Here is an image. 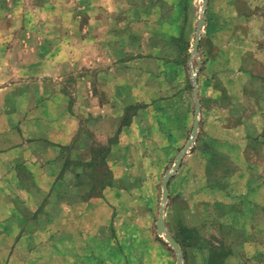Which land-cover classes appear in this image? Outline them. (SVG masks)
I'll return each instance as SVG.
<instances>
[{
  "label": "crops",
  "instance_id": "0c3cea01",
  "mask_svg": "<svg viewBox=\"0 0 264 264\" xmlns=\"http://www.w3.org/2000/svg\"><path fill=\"white\" fill-rule=\"evenodd\" d=\"M17 2L0 0V22L4 25L0 36L13 35L16 19L22 25L17 35H30L32 29L28 26L34 19L42 21L36 33L45 35V22L40 15L33 18L14 14ZM187 2L61 0L60 8L66 10L52 24V35L58 42L52 50L46 48L51 50V58L22 64L32 72L43 66L56 69L50 80L58 84H65L73 70L77 69L78 74L84 69V73L71 77L74 88L69 89L68 100L60 91L54 93V98L46 94L39 104L27 109L21 121L8 106L6 121L0 126V157L5 165L0 176L7 173L16 179L22 188L20 196H42L40 206L43 202L52 203V218L61 227H77L78 219L87 224V217L97 206L109 207L113 198L118 202L128 188L121 183L122 174H116L113 181L100 183L96 198L90 197L87 190L92 185L86 179L91 177L83 176L86 174L82 166L97 172L100 181L105 180L107 170L127 168L132 156L148 153L137 149L156 146L147 135L151 127L167 130L161 119L167 111L157 107L158 102L162 104V100L174 95L162 93L166 88L162 77L170 82L168 77L173 76L174 70L183 69L186 64L192 70L195 102L197 87L199 90L200 124L194 148L186 153L170 180L166 225L182 247L184 264H264V14L250 17L246 24L258 26L261 34L249 32L250 36H244L238 34L237 23L235 27L221 25L212 13L205 20L202 31L207 29L201 34L197 52L196 41L191 51L188 40L184 48L188 60L183 64L176 61L173 50L177 48L172 42L157 45L154 41L151 45L150 37L157 14L160 19L172 17V7ZM166 4H174L168 13L164 10ZM145 29L148 38L142 45L139 37ZM16 45L4 40L0 51L11 53ZM196 55L198 64L194 70ZM241 77L247 82H242ZM143 82L147 83L145 93L140 89ZM238 90L242 100L248 102L246 112L237 109ZM14 96V91L7 94L9 103ZM146 115L153 116L154 122ZM249 117H260L263 122ZM231 118L239 119L231 123ZM31 178L40 181L33 188L22 182ZM148 178L155 179L151 175ZM192 215H197L202 223L182 221ZM179 216L177 230L174 219ZM54 238L53 242L59 243L61 237ZM64 238L62 242L71 246L83 243L84 261L104 260V248L109 243L117 257L125 254V242H114L111 237L98 240L87 234H71ZM147 244L157 258L173 260L171 247L155 238ZM71 251L67 247L61 254L72 259Z\"/></svg>",
  "mask_w": 264,
  "mask_h": 264
},
{
  "label": "rangeland",
  "instance_id": "374dc122",
  "mask_svg": "<svg viewBox=\"0 0 264 264\" xmlns=\"http://www.w3.org/2000/svg\"><path fill=\"white\" fill-rule=\"evenodd\" d=\"M24 1L27 2L28 5L26 6L28 7L24 6ZM60 1L18 0L13 8L14 14L16 13L20 17L23 14L33 16V18L40 15L44 19L43 22H45V35L36 33L42 22L36 19L31 20L28 26L30 30L32 29L30 35H17L16 32L20 31L22 25L19 19H16L12 30L13 35L0 36V44L4 43V40L8 43L12 42L14 45L17 44L15 46L17 48L11 53L0 51V126L6 121L8 106L9 111H12L17 120L21 121L27 109L39 104L42 99L47 97L46 94L50 93L54 98V93L60 91L64 94V98L68 100L69 89L74 88L71 77L84 73V69L79 70L78 74L77 69L76 71L73 70V74H70L69 78L67 77L65 84H58L50 80L55 75L56 69L43 66L37 67L32 72L33 69H25L24 63L22 64L23 61L27 64L51 58V50L58 42L55 36L52 35V24L55 23V17L66 10V8H60ZM187 1V3H181L179 6L177 4L175 6H173L174 4L164 5V10L167 13L173 6L171 9L172 17L160 19L157 14L156 21H154L156 25H153L152 22V27L156 30V33L152 28L153 35L150 37L151 45L154 44V41L157 45L160 42H172L177 48V50H173L176 61L183 64L188 60L184 51L188 40L191 44L190 50H193L205 2V0ZM158 11H160L159 8ZM1 13H5V11H1ZM212 13L216 14V21L221 25L227 27L230 24L234 26L237 23L238 34L240 32L244 36L247 34L250 36L249 32L261 34L258 26L250 27L246 24L250 22V17L252 19L256 14H264V0H212V3L210 0L206 9V18L211 16ZM234 19H236V22ZM0 27L1 31L4 27L1 22ZM206 29L205 27L202 34L206 33ZM147 32L148 30L145 29L144 34H140L139 40L142 45L147 42ZM76 40L80 43V39ZM243 42L244 45L247 43L245 38ZM22 46L29 47V50L23 51ZM31 47H34V50ZM46 48H51V50H46ZM249 60L252 61V57ZM197 64L198 56L196 55L194 56V70ZM185 66H183V69L174 70L173 76L168 77L170 82L165 80L164 75L162 77V84L166 86L165 89L161 90L162 93L174 95L167 98L166 101L162 100V104H160V101L158 102L157 107L167 111L161 118L166 123L167 130L161 131L157 125L151 127L147 135L151 136L149 139L151 144L155 143L156 146L150 149H137L138 152L145 150L148 153L145 152L141 156H132L133 161L129 163L127 168L120 167L121 170H107L105 180L100 181L97 172L82 166L81 169L86 174L83 176L91 177L86 179L92 185L87 190L89 191L88 194L91 195L90 197L96 198L99 194L98 186L100 183L113 181L116 174L119 176L122 174L121 183L125 188H128V191L122 198L118 199V202L113 198L114 203H110L109 207L97 206L95 212L87 217V224L86 220L78 219L77 227L71 229L61 227V224L52 218V206L50 205L52 203L43 202L40 206L42 196L34 194H29L26 197L20 196L19 193L21 194L20 190L22 188H19V182L12 179L6 172V175L0 176V264H177L178 254L168 242L166 234L160 233L158 219L164 199V178L173 167L177 155L188 143L196 121L192 70L187 69ZM241 79L242 82H247L246 78L241 77ZM58 86L61 87L59 90L57 89ZM206 88V91L209 92V86L206 85ZM140 89L142 93H145L147 83H141ZM82 90H84V87H82ZM10 91H14L16 96L13 100L10 99L9 103L7 94ZM240 95V90H238V93H236L238 98L237 109L246 112L248 102L242 100L243 97L241 98ZM53 98H51L52 101L56 102ZM146 116L151 123L154 122L153 116L151 118H149V115ZM143 118L145 119V117ZM255 119L257 122H263L260 117ZM237 121L234 119L231 123ZM11 139L16 140L14 137ZM160 142L162 143L161 147L159 146ZM132 159L129 158L128 161ZM4 166V160L0 157V173H4ZM149 175L154 176L155 179L148 178ZM22 182L33 188V185L40 181L31 178ZM14 193L16 196H11ZM23 199H26V201L20 203ZM49 206H51L50 209ZM170 213L172 215L176 214L173 211H170ZM180 221V216L174 219V227L177 230ZM182 221L198 225L202 223L197 215H192L188 220ZM85 224L87 227L84 226ZM209 231L214 232L215 230L210 229ZM71 234L76 236L87 234L92 239L95 237L98 240L101 238L107 240L111 237L114 242L124 241L125 254L120 253L117 257L116 252L110 249V246H113L112 243H109L104 248V254H106L104 260L93 258L90 261H84L82 259L84 255L83 243L77 242L71 246L62 242L65 240L64 237ZM54 237H61L59 243L53 242L55 241ZM160 237L161 241L158 240ZM154 238L161 242L163 246L171 247L169 249L172 251L170 253L173 255V260L155 256V250L147 244L148 241H152ZM46 240L50 242H44ZM132 242H134V245H131ZM67 247L73 250L71 254L74 258L70 259L66 257V254H61V251L65 253Z\"/></svg>",
  "mask_w": 264,
  "mask_h": 264
},
{
  "label": "water",
  "instance_id": "95a60500",
  "mask_svg": "<svg viewBox=\"0 0 264 264\" xmlns=\"http://www.w3.org/2000/svg\"><path fill=\"white\" fill-rule=\"evenodd\" d=\"M209 4V0H205L204 2V9L201 15V18L199 20V25H198V31H197V39L196 42L194 44V52L198 51V47L201 41V34H202V28L205 24V20H206V9L208 7ZM197 74L198 71L195 72V84L197 86ZM200 99H199V90L198 87L196 89V121H195V126L193 129V133L188 141V143L186 144V146L180 151V153L177 155L176 157V161L173 165V167L167 172L165 178H164V199H163V205L161 208V213H160V217L158 219V229L160 231V233H165L166 237L168 239V241L173 245V247L175 248L177 254H178V260H177V264H184V254H183V250L182 247L180 245V243L176 240V238L173 236V234L171 233V231L168 229L167 225H166V219H165V213H166V205H167V200L169 197V183L171 178L173 177V175L176 173V171L178 170V168L180 167L184 156L186 155V153H188L189 151H191L194 148V144L196 142L197 136H198V132H199V124H200V118H199V113H200Z\"/></svg>",
  "mask_w": 264,
  "mask_h": 264
}]
</instances>
